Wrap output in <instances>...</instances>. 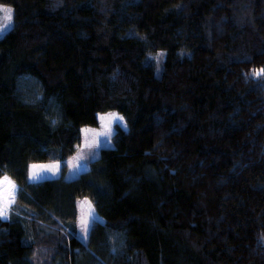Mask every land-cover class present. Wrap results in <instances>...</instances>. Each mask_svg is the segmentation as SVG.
<instances>
[{
    "label": "trees",
    "instance_id": "16d2710c",
    "mask_svg": "<svg viewBox=\"0 0 264 264\" xmlns=\"http://www.w3.org/2000/svg\"><path fill=\"white\" fill-rule=\"evenodd\" d=\"M0 6V264H264V0ZM112 111L126 127L87 170L29 179Z\"/></svg>",
    "mask_w": 264,
    "mask_h": 264
},
{
    "label": "snow or ice",
    "instance_id": "6c2138e0",
    "mask_svg": "<svg viewBox=\"0 0 264 264\" xmlns=\"http://www.w3.org/2000/svg\"><path fill=\"white\" fill-rule=\"evenodd\" d=\"M0 11L7 12V15L3 18L4 22L0 23V35H3L12 25L13 9H5L3 7H0ZM252 75L256 77L264 76V68L253 70ZM123 119L124 118L122 116H118L116 113H110L107 116H99L102 131L97 132L95 129L83 130L86 137L89 133L92 134V139L90 141L86 140V147H99L101 141L97 139L98 137H106L108 140H110L112 135L113 122H119L121 126L126 127V125L123 124ZM104 143H107V141H105ZM83 158V155H81V153L78 151L77 156L73 157V159L68 161L67 163L73 169H77L79 168V161ZM60 167V164H33L31 165L29 179L32 181L44 179L46 177L42 176V173L45 172L56 175L60 170ZM16 191L17 189L14 182L11 181L8 176L5 175L2 179H0V218L7 217L8 207L13 202ZM85 206H87V212L84 211ZM80 207L82 210L80 217V228L81 232L84 234V238L86 239L90 231V218L92 221L98 220L99 218L94 215V209L92 208V205L89 201H81Z\"/></svg>",
    "mask_w": 264,
    "mask_h": 264
},
{
    "label": "rangeland",
    "instance_id": "374dc122",
    "mask_svg": "<svg viewBox=\"0 0 264 264\" xmlns=\"http://www.w3.org/2000/svg\"><path fill=\"white\" fill-rule=\"evenodd\" d=\"M156 58H157V54H150L149 55V62H153L154 60H156ZM110 113H116L118 116H121L116 111H112V112H108V113H103V114H100L99 116H107ZM99 122H100V120H99ZM123 124L125 125L124 121H123ZM120 125L121 124L119 122H113V124H112V135H111V139L108 140L106 137H98L97 139L101 141L100 146L99 147H92V148L86 147V140L90 141L92 139V134L89 133L87 135V137H86L85 132L83 130L84 129H95L97 132H100V131H102L101 122H100V126L98 128L85 127V128L82 129L83 140H82V144H81V148H80V151L79 152L81 153V155H83L84 158L79 161V168H77V169H73L69 165L68 173H67V175L65 174V176H66V178L68 180H74V179H76L81 174L80 173L81 170H83V169L86 170L88 168L87 166L89 165V163L91 162V160L96 159L95 157L100 154V151L103 148H113L115 146V141H114L115 131H116L117 127H119ZM122 127H124V126H122ZM105 141H107V143H104ZM76 156H77V154L74 157H76ZM72 159L73 158H70L68 161H70ZM67 162H65V163L68 164ZM43 164H60L61 167L65 166L64 162H62V163H60V162L43 163ZM61 167H60V170L57 172L56 175H52V173L45 172V173H42V176H44L46 178L40 179V180H36L35 182H38L39 183V182H42V181H44L46 179H53V178L59 177L60 175H62V170L64 169V168L61 169ZM30 171H31V168H30ZM16 189H17V191L15 192L14 200H13V202L8 207L7 217L6 218H3V219H7L8 220L9 217H10V214L12 212V206H13L16 198H17V193H18L17 186H16ZM84 200H87V199L78 200V226H79V237H80V239L83 242H87L88 239H89V236H90L91 229H92L95 221H92L91 218H90V231H89V233L87 235V238L85 239L84 238V234L81 232V228H80V217H81V211H82L81 210V207H80V202L81 201H84ZM87 201H89V200H87ZM84 211L87 212V206H85Z\"/></svg>",
    "mask_w": 264,
    "mask_h": 264
},
{
    "label": "crops",
    "instance_id": "0c3cea01",
    "mask_svg": "<svg viewBox=\"0 0 264 264\" xmlns=\"http://www.w3.org/2000/svg\"><path fill=\"white\" fill-rule=\"evenodd\" d=\"M80 148H81V146L79 147L78 151H80ZM78 151H77V153H78ZM77 153H76V154H77ZM76 154H75V155H76ZM75 155H74V156H75ZM74 156H73V157H74ZM98 156H99V155H98ZM98 156H96L95 158H97ZM73 157H72V158H73ZM67 161H68V160H67ZM67 161H66V162H67ZM60 163H62V162H60ZM64 164H65L66 167L63 166V167H61V169H62V168H66V175H67L68 170H69V165L66 164L65 162H64ZM67 166H68V167H67ZM87 167H88V166H87ZM83 170H84V169H83ZM83 170H81L80 173H82V172L85 171V170H84V171H83ZM86 170H87V169H86ZM60 176H61V175H60ZM31 181H32V180H31ZM32 182H35V181H32ZM36 183H38V182H36Z\"/></svg>",
    "mask_w": 264,
    "mask_h": 264
},
{
    "label": "clouds",
    "instance_id": "9594fccd",
    "mask_svg": "<svg viewBox=\"0 0 264 264\" xmlns=\"http://www.w3.org/2000/svg\"><path fill=\"white\" fill-rule=\"evenodd\" d=\"M0 7H3V6H0ZM5 9L7 8H11V7H3ZM0 13H2V15H0V23L4 22V17L7 15V12L6 11H0ZM12 16H13V11H12Z\"/></svg>",
    "mask_w": 264,
    "mask_h": 264
}]
</instances>
